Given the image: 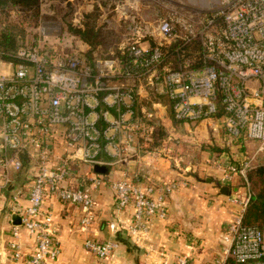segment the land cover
<instances>
[{
	"label": "built area",
	"instance_id": "1",
	"mask_svg": "<svg viewBox=\"0 0 264 264\" xmlns=\"http://www.w3.org/2000/svg\"><path fill=\"white\" fill-rule=\"evenodd\" d=\"M47 32L43 25L16 51L0 50V201L12 187L13 173L23 169V156L34 163L27 205L12 196L11 209L21 223L11 229V263L57 261L53 215L44 208L49 194L77 205L82 226L92 222L96 201L88 191L69 185L72 165L101 164L103 150L127 152L137 132L149 130L135 105L141 84L149 82L168 96L177 121L222 116L230 142L256 143L253 154L224 168L222 181L241 176L245 193L228 196L236 210L221 252L207 264H264V230L244 221L253 197L248 172L264 155V0H219L204 12H168L156 30L146 32L150 44H132L104 63L61 49ZM60 146L64 154L58 153ZM181 183L186 184L165 182L155 196L154 187L143 189L126 178L113 182L117 216L109 229L143 243L152 218L167 216L166 199ZM128 208L130 223L120 218ZM196 245L198 240L190 241V248ZM118 246L115 239L85 241L107 264H115ZM158 256L155 264H194L190 252L173 258L159 250Z\"/></svg>",
	"mask_w": 264,
	"mask_h": 264
},
{
	"label": "crops",
	"instance_id": "2",
	"mask_svg": "<svg viewBox=\"0 0 264 264\" xmlns=\"http://www.w3.org/2000/svg\"><path fill=\"white\" fill-rule=\"evenodd\" d=\"M138 92L137 113L147 120L149 130L137 132L127 152L115 155L110 147L103 150L99 156L101 164L75 161L72 165L69 185L88 191L96 201L92 222L82 226L77 205L54 194L46 197L44 208L53 215L55 240L60 249L55 264H107L85 247L89 238L115 239L119 243L113 258L115 264H155L159 250L173 258L190 252L194 264H207L222 250L223 236L236 210L228 196L245 193L241 176L222 181L224 168L229 162L238 163L253 154L256 143L238 146L230 142L222 116L197 122L177 121L168 96L149 82L142 83ZM101 123L103 127L104 122ZM121 150H125L124 146ZM58 153H65L64 146L59 147ZM26 157L28 162L24 159L23 169L13 173L12 187L0 201V264H12L9 241L16 224L13 217L19 216L12 212V196L17 195L18 203L26 206L33 183L34 163ZM259 161H264L263 154ZM98 166L107 171H98ZM124 178L143 189L154 187L155 196L165 182H186L166 199L167 216L152 218V231L141 244L123 232L113 233L109 229L110 221L117 216L111 184ZM96 179H100V184L96 185ZM219 184L230 193L222 192ZM131 215L132 208H128L120 218L130 223ZM193 239L198 240V245L190 248ZM23 240L29 251L30 242L24 235Z\"/></svg>",
	"mask_w": 264,
	"mask_h": 264
},
{
	"label": "rangeland",
	"instance_id": "3",
	"mask_svg": "<svg viewBox=\"0 0 264 264\" xmlns=\"http://www.w3.org/2000/svg\"><path fill=\"white\" fill-rule=\"evenodd\" d=\"M1 2L3 0H0ZM15 0L0 10V35L22 33L24 43L46 26L47 35L61 49L104 63L132 44H150L146 32L156 30L168 12H204L219 0ZM13 2V3H12ZM10 4H15L17 7ZM253 194L260 179H250Z\"/></svg>",
	"mask_w": 264,
	"mask_h": 264
},
{
	"label": "trees",
	"instance_id": "4",
	"mask_svg": "<svg viewBox=\"0 0 264 264\" xmlns=\"http://www.w3.org/2000/svg\"><path fill=\"white\" fill-rule=\"evenodd\" d=\"M11 1L13 0L0 1V10L6 9V7H8L7 5H9ZM24 44V36L22 33L13 32L4 34V36L0 35V50L6 53L16 51L20 47L24 46ZM23 158L25 159V163L28 162L26 156H23ZM258 177L260 179V188L256 194H253L252 200L244 214V221L248 224L257 225L264 230V161L255 163L254 167L248 172L249 181L250 179L253 180V178L257 179ZM229 264L234 263L230 262Z\"/></svg>",
	"mask_w": 264,
	"mask_h": 264
},
{
	"label": "water",
	"instance_id": "5",
	"mask_svg": "<svg viewBox=\"0 0 264 264\" xmlns=\"http://www.w3.org/2000/svg\"><path fill=\"white\" fill-rule=\"evenodd\" d=\"M97 170L100 171V172H103V171H107V168L104 167V166H98V167H97ZM219 185H220V184H219ZM220 186H221V185H220ZM221 187H222V192H225V193H227V194L230 193V192H229V189H228L226 186H221ZM13 219H14V222H15L16 224H20V223H21V217H20V216L15 215V216L13 217Z\"/></svg>",
	"mask_w": 264,
	"mask_h": 264
}]
</instances>
